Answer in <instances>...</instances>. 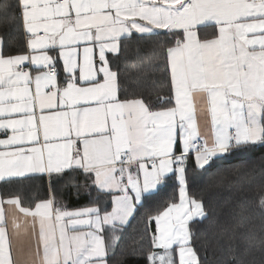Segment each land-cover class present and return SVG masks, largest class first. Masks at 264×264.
<instances>
[{"label":"snow or ice","instance_id":"snow-or-ice-1","mask_svg":"<svg viewBox=\"0 0 264 264\" xmlns=\"http://www.w3.org/2000/svg\"><path fill=\"white\" fill-rule=\"evenodd\" d=\"M133 41L149 51L130 58ZM257 143L264 0H0V183L46 178L34 207L7 200L23 218L0 207V264H112L117 251L145 264H264V179L250 200L239 190L234 222H215L212 260L198 227L210 210L187 179L190 158L204 169ZM169 181L178 202L148 217L138 247H121L147 195ZM61 185L77 199L86 189L88 205L69 209Z\"/></svg>","mask_w":264,"mask_h":264},{"label":"trees","instance_id":"trees-1","mask_svg":"<svg viewBox=\"0 0 264 264\" xmlns=\"http://www.w3.org/2000/svg\"><path fill=\"white\" fill-rule=\"evenodd\" d=\"M155 39V38H153ZM163 40V36L160 38ZM149 51L147 42H141L139 45L133 41L129 45V57H135L137 52L144 55ZM157 54L161 51V46L155 47ZM112 56H110V59ZM121 68L125 66L121 64ZM129 76L135 80L139 77V73L131 65L126 68ZM161 83L157 79V85ZM165 86L161 91V96L169 95L170 78L164 82ZM155 100V95L152 96ZM188 186L191 192L205 197V203L210 210V220L200 228V242L204 243L209 260L213 257V245L217 239V229L214 226L215 222L230 221L234 222L233 207L240 202V189L243 187L248 192L249 200L252 198L251 189L254 188L262 179H264V143L255 145L240 146L233 148L229 153L221 157L215 158L204 169H199L192 158L188 161L187 168ZM79 182L83 185V177H78ZM64 192V200L69 209H75L81 206L88 205L89 197L85 195L86 189L81 188V195L77 199L75 189L72 187L60 186ZM46 193V178L37 177L32 180H24L20 183H3L1 185V195L4 199L16 197L21 200L22 206H33ZM95 191L93 190V196ZM178 202V188L175 187L172 181H169L160 191L154 194L147 195L143 207L136 213L135 218L131 220L127 231L124 234V239L121 241V247L139 246L140 237L144 235L145 228L148 226V217L157 214L158 211L173 202ZM251 207V205H248ZM255 231H258L261 226V219L258 214L254 219ZM155 230L154 221L151 223L148 234L150 235ZM137 242L135 245L133 242ZM147 244L146 240L144 241ZM201 254H205L201 250ZM112 264H145L144 260L133 257L123 258L119 251L113 258Z\"/></svg>","mask_w":264,"mask_h":264},{"label":"crops","instance_id":"crops-1","mask_svg":"<svg viewBox=\"0 0 264 264\" xmlns=\"http://www.w3.org/2000/svg\"><path fill=\"white\" fill-rule=\"evenodd\" d=\"M214 30H215L214 28L209 29V31H214ZM161 31L163 32L166 30H161ZM110 56H112V54H109V59H110ZM193 103H194V106L196 107V109L198 111V124H199L200 130L202 133L205 134V137L208 138L211 135L210 116L205 117V116L199 115V109L204 104L203 98L194 97ZM241 146H244V145H241ZM223 155L224 154L219 155L218 157H221ZM2 184L3 183H0V202H2V203H0V207H3L6 217L9 218V220L13 216H19V217L23 218V214L19 213V210L17 208L7 204V200L15 199L16 197H12V198H8V199H4L2 197V195H1V185ZM21 206H22V204H21ZM17 243H18V247L22 249V255H21L22 261H27L29 259V256H28V243H27L26 238L21 236Z\"/></svg>","mask_w":264,"mask_h":264}]
</instances>
